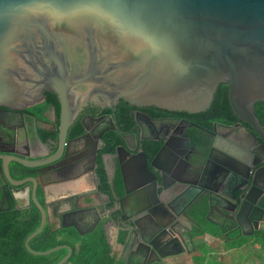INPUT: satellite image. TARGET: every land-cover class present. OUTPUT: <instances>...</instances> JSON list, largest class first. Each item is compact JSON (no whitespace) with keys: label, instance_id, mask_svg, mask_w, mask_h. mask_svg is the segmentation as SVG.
<instances>
[{"label":"water","instance_id":"1","mask_svg":"<svg viewBox=\"0 0 264 264\" xmlns=\"http://www.w3.org/2000/svg\"><path fill=\"white\" fill-rule=\"evenodd\" d=\"M221 83L228 84L236 115L263 135L255 108L264 101V0H0V105H37L52 90L61 106L62 140L88 104L114 108L124 101L198 113L210 108ZM141 156L140 173L148 176L152 171ZM34 181L28 200L39 208L41 222L27 237L26 247L36 255L67 248L55 263L63 264L73 253L70 245L34 250L30 240L50 222L52 212L82 221L98 209L104 195L65 191L42 203ZM151 183L126 189L123 198L116 191L113 197L104 192L116 223L124 200L138 213L159 201L164 190ZM198 193L181 211L191 224L197 222L190 210ZM257 206L264 208L261 198ZM100 223L103 217H96L84 232L76 221L64 226L84 235ZM132 229L129 223L121 228L124 244ZM174 238L182 245L178 233ZM181 252L178 248L172 254Z\"/></svg>","mask_w":264,"mask_h":264},{"label":"flooded vegetation","instance_id":"2","mask_svg":"<svg viewBox=\"0 0 264 264\" xmlns=\"http://www.w3.org/2000/svg\"><path fill=\"white\" fill-rule=\"evenodd\" d=\"M55 96L45 93L42 105L22 109L0 105V215L14 210L28 215L39 209L28 200L37 180L42 203L65 191L104 195L105 201L87 212L84 220L52 212L46 225L80 234L74 226L64 225L76 221L84 232L93 227L96 217H103L104 224L82 236L101 231L116 264H169L175 257L195 252L200 241L224 239L242 242L244 250L261 248L264 208L257 202L261 198L264 207V132L260 134L234 111L215 120L207 111L88 104L62 140L61 106ZM141 155L152 171L148 176L140 173ZM52 157L59 158L28 164ZM150 180L154 188L164 190L159 201L149 211L138 213L129 210L124 200L116 223L104 192L113 197L116 191L123 198L126 189L146 187ZM196 192L190 212L195 211L197 222L191 224L181 211ZM127 223L136 229L124 244L121 228ZM177 233L182 245L174 238ZM178 248L183 252L172 254Z\"/></svg>","mask_w":264,"mask_h":264},{"label":"trees","instance_id":"3","mask_svg":"<svg viewBox=\"0 0 264 264\" xmlns=\"http://www.w3.org/2000/svg\"><path fill=\"white\" fill-rule=\"evenodd\" d=\"M46 94L53 99L56 97V94L51 91H47ZM125 105H129V103L121 101L118 106ZM255 109L260 120L264 123V101L256 102ZM232 111L228 97V84L221 83L207 113L213 114V119L221 120L225 118L226 113H232ZM117 113L120 120L119 109ZM40 222L41 212L37 208L28 215H23L19 210L0 215V264H55L67 253V248L47 255H36L28 250L25 244L26 239L39 227ZM259 241L264 250V238ZM60 244H68L73 248L71 257L63 264L117 263L116 256L111 254L109 243L101 231L82 236L76 230L52 229L46 225L29 242L30 247L34 250H46Z\"/></svg>","mask_w":264,"mask_h":264},{"label":"rangeland","instance_id":"4","mask_svg":"<svg viewBox=\"0 0 264 264\" xmlns=\"http://www.w3.org/2000/svg\"><path fill=\"white\" fill-rule=\"evenodd\" d=\"M222 241L217 240L205 244L200 241L196 245L195 252L175 257L169 261V264H264V251L257 246V249L244 250L246 246L240 241L236 243L227 242L224 239Z\"/></svg>","mask_w":264,"mask_h":264},{"label":"crops","instance_id":"5","mask_svg":"<svg viewBox=\"0 0 264 264\" xmlns=\"http://www.w3.org/2000/svg\"><path fill=\"white\" fill-rule=\"evenodd\" d=\"M103 201H105V198H103ZM107 202V201H106ZM110 235H111V240L113 241V239L112 238H114V236H115V232H114V229H111V231H110ZM109 237V236H108ZM114 242V241H113ZM252 248L254 249H257L256 248V246L254 247V246H252ZM259 249H261V251H264L262 248H260V246H259Z\"/></svg>","mask_w":264,"mask_h":264}]
</instances>
